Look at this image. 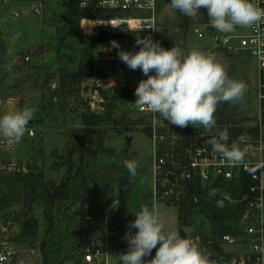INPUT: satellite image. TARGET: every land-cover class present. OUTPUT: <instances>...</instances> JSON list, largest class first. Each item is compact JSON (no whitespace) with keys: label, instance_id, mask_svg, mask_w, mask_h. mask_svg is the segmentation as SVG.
Masks as SVG:
<instances>
[{"label":"rangeland","instance_id":"obj_1","mask_svg":"<svg viewBox=\"0 0 264 264\" xmlns=\"http://www.w3.org/2000/svg\"><path fill=\"white\" fill-rule=\"evenodd\" d=\"M72 1L38 0L37 12L31 7V0H0L3 32L6 34L15 29L20 33L15 40L17 45L12 49L4 40L0 42V98L6 101L0 108V115L25 106L36 109L34 119L28 125L34 136L31 137L28 131L19 143L0 138V161L14 163L26 170L29 167L39 170L47 187L59 186L66 181V188L72 190L73 198L66 202L62 212H53L54 226L49 231L52 226L46 216L48 211L39 204L40 200H45V194L29 195L16 182L15 186L21 189H13V185H9L17 179L14 173L0 175V237L16 245V255L7 264H83L80 254L82 245L106 232L111 245V260L119 262L120 249L128 251L125 234L137 231L130 230L129 224L136 219L135 212L144 206L155 207L167 229L177 230L182 237L200 247L205 246L217 228V225L209 222L205 209L194 207L188 212L187 209L180 210L178 205L154 198L152 118L139 113L135 103L115 102L116 107L112 112L119 126L111 123L100 126L99 129L104 132L101 141L83 148H88L89 153L82 155L83 150H79L72 157L67 153L66 148L76 140L69 137L76 135V131L82 127L81 114L87 107L102 112L104 107L114 102L112 98L117 92L111 88L135 87L128 78L124 83L115 81L114 73L110 75L109 71L105 79H69L70 72H77L81 63L92 62L95 69L109 66L104 60L109 42L91 44L101 30H109L103 22L114 20L111 12H102L97 19L72 14ZM83 19L95 21L93 31L90 27L94 23L87 25L88 21ZM209 24L205 9H200L195 17H188L174 10L170 0H159L158 42L162 47L170 49L177 46L185 53L196 49L215 56V50L221 49V55L230 58L217 61L226 68L230 78L242 81L247 86L242 101L219 104L221 106L215 113L216 126L211 132L206 129L205 132L214 136L215 132L234 127L236 133L242 132L243 136L255 140L253 128L258 127V146H263L264 159V109L260 106L256 61L246 50L237 48L236 51H228L214 41L215 37H221L222 41L228 38L225 47H238L240 40L237 36L246 33L247 28L237 27L234 32L221 33L211 25L209 27ZM210 29L214 32L210 33ZM196 30L202 32L201 37ZM32 42L42 44L28 48L27 55L44 53L45 56L39 59L34 56L28 62H14L16 57L26 54L20 50L21 47ZM84 52H87L86 56H83ZM111 82H114L113 86ZM104 96L108 99L104 100ZM127 123H131L128 126L133 130L129 133L133 135L132 143H127L125 134L114 132L123 129ZM158 123L161 130L176 131L177 126L159 115ZM200 127L204 129L202 126H188ZM125 160L138 162L136 176L130 175L124 166ZM10 195L14 197L12 204L2 206ZM180 214L184 222L180 221ZM87 216H92V219L88 220ZM238 237L242 238L241 232ZM214 239L219 243V248H212L214 256L226 252L237 254L247 247L243 241L227 246L219 242L218 236ZM43 242H47V246L44 247ZM154 255L155 249L152 252ZM151 258L148 256L144 259Z\"/></svg>","mask_w":264,"mask_h":264},{"label":"clouds","instance_id":"obj_2","mask_svg":"<svg viewBox=\"0 0 264 264\" xmlns=\"http://www.w3.org/2000/svg\"><path fill=\"white\" fill-rule=\"evenodd\" d=\"M170 5L188 17L205 9L211 27L221 33L264 23V8L254 0H170ZM135 43L140 46L138 51H120L118 56L130 69H140L147 77L139 81L134 93L140 110L158 114L180 128L202 126L211 132L216 126L218 105L243 100L246 84L230 78L214 54L196 49L185 53L177 46L166 49L150 36H137ZM111 44L113 48L120 47L116 41ZM35 111L34 107L25 106L0 115V138L19 143L29 131ZM228 139L224 129L207 143L230 163H240L244 152L236 141L229 145ZM124 166L131 176H136L137 161L125 160ZM135 214L129 229L137 231L125 234L128 251L120 255L121 264H217L197 243L182 237L177 230L167 229L155 207L144 206ZM148 256L152 258L145 260Z\"/></svg>","mask_w":264,"mask_h":264},{"label":"built area","instance_id":"obj_3","mask_svg":"<svg viewBox=\"0 0 264 264\" xmlns=\"http://www.w3.org/2000/svg\"><path fill=\"white\" fill-rule=\"evenodd\" d=\"M260 7L264 8V0H254ZM94 5L107 11L119 12L123 15L117 20V25L105 21L109 32L122 34L117 40L119 48H113L108 43L104 60L113 67L114 78H128L135 87L142 79H146L140 69L129 72L130 69L118 56L120 51L135 52L139 50L135 40L137 36H150L153 41L158 42V8L159 0H79V7L86 9ZM90 29L96 27L95 21ZM116 26V27H113ZM142 27L137 32L129 31ZM149 27V28H148ZM89 28V27H88ZM82 29L85 31L84 24ZM198 36L201 32L196 30ZM239 46H228L236 51L237 48L246 50L255 59L259 79L260 106L264 109V23L238 35ZM223 42L226 44L228 38ZM28 62V56H18L14 62ZM139 113L149 115L152 118L150 125L151 138L153 141V195L155 200L174 204L187 192L188 185L216 186L229 184L236 180L241 173L250 176L251 183L247 191L238 200L242 204L240 221L243 224L242 240L238 236L225 234L219 242L222 245L233 246L243 241L247 245L244 251L237 254L217 253L212 254L211 244L207 243L201 249L210 254V258L217 264H264V159L263 146H258V140H252L249 136L240 138L241 150L244 152L240 163H230L219 153L213 151L212 146L207 143L208 138L204 133L191 137V142L182 143V137L174 130H161L158 123V114L142 111L137 106ZM34 136L33 130L29 131ZM25 168H20L14 163L0 161V174L22 173ZM232 201L230 194L225 196ZM88 220L92 216L86 217ZM0 223V227H1ZM16 245L9 239L0 237V264H7L16 255ZM81 261L83 264H121V261L111 260V245L108 240V232L98 234L85 242L81 247Z\"/></svg>","mask_w":264,"mask_h":264},{"label":"trees","instance_id":"obj_4","mask_svg":"<svg viewBox=\"0 0 264 264\" xmlns=\"http://www.w3.org/2000/svg\"><path fill=\"white\" fill-rule=\"evenodd\" d=\"M73 3H71L70 10L72 11V14H78L79 17H94L97 19V17L102 12H111L113 19H118L120 17H123V15L119 12L115 11H107L103 10L101 8H97L94 5H92L89 8L86 9H80L79 8V0H73ZM76 4L77 7L76 8ZM77 9V10H76ZM80 12L78 13V11ZM122 34H117L113 32H109L106 30H101L97 37L93 40V46L94 44H101L105 42H112L117 41L120 38H122ZM87 52L83 53V56H86ZM109 64V63H108ZM95 65L92 62L89 63H81L79 69L77 72H70L68 76L71 81L76 80V78H95V79H105L110 75L113 74V67L109 64L108 67L104 68H96ZM109 71V72H108ZM113 91L117 92L113 95L112 100L114 101L113 104L109 107H104V110L102 112H97L96 110H91L90 107H87L84 112L81 114V125L82 127L79 128L76 131V135H70L69 139L76 138L74 144L72 146H68L66 148L67 153L69 156H73L76 152L79 150L82 151V155H85L89 153V149L84 147H91L95 143H98L101 141V135L104 134L103 130H100L99 127L102 125H106L107 123H111L112 125L119 126V123L116 121V119L113 116V110L116 107L115 102L122 101L123 103H135V89L136 87H130L125 86L121 88H111ZM105 94V93H104ZM104 100H107L106 96L103 97ZM103 106V105H102ZM221 105H218L217 108H219ZM223 106V105H222ZM263 119H262V125H264V112H263ZM227 123V122H226ZM129 124L127 123V126H125L121 130H114V132H120L123 134H129L133 130L129 128ZM194 129V130H192ZM228 131V144L231 145L233 141H236L239 146H241L240 138L243 136L240 132L236 133L235 128H226ZM229 129V130H228ZM224 130V129H223ZM175 131V130H174ZM238 131V130H237ZM254 139H258V127L253 128ZM177 133H180L179 135L182 137L181 141L182 143H190L191 137L200 135L204 133L208 140L212 137V135L207 134L208 132H205V129L200 128H180L177 127L176 131ZM235 132V133H234ZM218 132L213 133V135H217ZM129 147V145L127 146ZM88 149V150H87ZM91 152V151H90ZM5 175V174H0ZM14 175L17 177V179L14 182L19 183L21 188H24L27 193L32 194H45L44 199L40 200L39 204L42 205L45 209V211H48V214L46 216L49 218V221L51 223V226L49 231L52 230L54 226L53 221V212H57L58 214L62 212L65 204L70 199H73L71 197L72 190L67 189V182H63V184L57 186L52 185V187H47L45 184H43V175L39 170L28 168L26 172L22 173H14ZM10 183L9 186H12L13 189H21L17 188L15 186V183ZM251 183L250 176L246 173H241V175L234 181H232L229 184H223L216 185L214 187L212 186H206L201 187V185L194 184V185H188V190L185 193L183 197L180 198V200L175 205L179 206V209L184 211L190 212L192 208L194 207H200L201 210L205 209L207 212V217L209 222L212 224L217 225V228L212 233V239L209 238L208 244H211V247L219 248V243L214 238H221L225 234H230L234 236H239L240 232L242 235L243 230V224L240 221V211L242 209V204L238 202L240 197L247 191L249 185ZM50 191L53 193L50 194ZM227 194H230V197L232 201L228 200L225 196ZM14 201V197L10 195L6 202H3L2 206H10L12 202ZM204 211V210H203ZM180 221L184 222V218L182 215H179ZM65 221H68L67 219H64ZM61 223V222H60ZM58 224L59 226H62V224ZM36 227V224H34ZM238 229L240 232H238ZM43 246H47V242H43ZM81 251V250H80ZM81 254V253H80ZM45 257H47V254L45 253Z\"/></svg>","mask_w":264,"mask_h":264},{"label":"crops","instance_id":"obj_5","mask_svg":"<svg viewBox=\"0 0 264 264\" xmlns=\"http://www.w3.org/2000/svg\"><path fill=\"white\" fill-rule=\"evenodd\" d=\"M37 1L38 0H31V2H32V5H31V7L34 9V10H36L37 12H38V4H37ZM3 20V19H2ZM210 25L211 24H209V27H210ZM0 29H1V37H0V42H1V40H4L5 42H6V44L8 45V47H9V49H12L14 46H16L17 45V43H16V39H18L19 38V36H20V33H18V31H16L15 29H12L11 31H10V33H4L3 32V30H2V23H1V25H0ZM210 33H213L214 31L212 30V29H210V31H209ZM9 35H11V36H9ZM198 35V34H197ZM201 36H202V32H201ZM201 36H199V37H201ZM224 40V39H223ZM215 43L217 44V46H219V47H224V48H226L228 51H231L230 49H228L227 47H225V45L227 44H225L222 40H221V37H215ZM39 44H42V43H37V42H32V43H28V44H26L25 46H22L21 47V49L20 50H22V51H24L25 53H26V50L28 49V48H30L31 46H33V45H39ZM191 47H193L192 45H191ZM199 49H204L203 47H198ZM217 49V48H216ZM215 52H216V59L217 60H219V61H223L224 59L226 60V59H229L230 58V56H227V55H221L222 54V51H221V49L220 50H215ZM44 53H39V55H33V56H28L27 55V53L26 54H24V56H28L29 57V59H30V61H32L31 59H33V57L35 56L36 58H38L39 59V57H42V56H45V55H43ZM252 57V56H251ZM14 58V57H13ZM253 58V57H252ZM33 64H35V63H33ZM35 65H39L38 63L37 64H35ZM115 81H118V82H122V83H124L125 82V79L124 78H116V80ZM6 104V101H5V99L4 98H0V108L1 107H3L4 105ZM56 130H63V129H59V128H57ZM132 136V140H131V142L130 143H132V141H133V135H131ZM153 177V176H152ZM121 250H123L124 251V253H125V250L124 249H120V251ZM120 251H119V253H120ZM239 251H241L242 252V250H239ZM227 253H230V252H227ZM115 262V261H114Z\"/></svg>","mask_w":264,"mask_h":264},{"label":"water","instance_id":"obj_6","mask_svg":"<svg viewBox=\"0 0 264 264\" xmlns=\"http://www.w3.org/2000/svg\"><path fill=\"white\" fill-rule=\"evenodd\" d=\"M125 140L127 141V143H130L131 140H132V136H131V134H126V135H125ZM123 253H124V251L121 250V251H120V255L123 254Z\"/></svg>","mask_w":264,"mask_h":264},{"label":"bare ground","instance_id":"obj_7","mask_svg":"<svg viewBox=\"0 0 264 264\" xmlns=\"http://www.w3.org/2000/svg\"><path fill=\"white\" fill-rule=\"evenodd\" d=\"M88 20H85V22H87ZM88 24L87 25H89V24H91V22H87ZM119 22L117 21V20H110V24H112V25H117ZM87 25H85V26H87Z\"/></svg>","mask_w":264,"mask_h":264}]
</instances>
